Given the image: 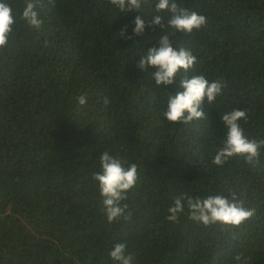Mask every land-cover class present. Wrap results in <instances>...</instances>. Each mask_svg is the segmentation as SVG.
Here are the masks:
<instances>
[{"label": "trees", "instance_id": "trees-1", "mask_svg": "<svg viewBox=\"0 0 264 264\" xmlns=\"http://www.w3.org/2000/svg\"><path fill=\"white\" fill-rule=\"evenodd\" d=\"M150 2L122 13L109 0H37L35 30L20 19L25 0H8L16 24L0 51V264H115L116 243H126L132 264H240L238 253L264 264V149L256 165L212 163L226 134L222 115L234 107L247 110L245 134L264 138V0H176L207 18L199 31L172 37L196 56L188 74L227 85L189 124L163 116L176 86L157 87L156 69L137 67L165 30L119 35L127 26L132 36L138 14L150 23ZM106 150L138 166L122 202L127 221L108 223L101 211L92 177ZM231 191L255 209L239 228L203 226L186 209L179 223L166 219L182 193Z\"/></svg>", "mask_w": 264, "mask_h": 264}, {"label": "clouds", "instance_id": "clouds-1", "mask_svg": "<svg viewBox=\"0 0 264 264\" xmlns=\"http://www.w3.org/2000/svg\"><path fill=\"white\" fill-rule=\"evenodd\" d=\"M55 0H48L54 6ZM120 12L135 11L140 13L142 6L152 7L150 0H109ZM37 0H25V6L20 14V19L30 28L39 30L43 24L37 9ZM43 7L42 4L39 5ZM156 15L150 23L138 14L133 20L132 36H126L127 26L123 27L119 35L124 39L142 36L145 28L159 26L164 31L157 41L158 47H151L146 54H142L137 64L140 70L153 67V74L157 87L176 86V90L167 93L166 110L163 116L170 123L189 124L193 121L204 119L202 104L206 98L208 104H214L222 96L226 88L223 78L209 80L203 74L189 75L194 68L196 56L183 46L174 47L172 37L176 33L191 34L206 26L205 15L181 7L176 0H157L154 6ZM160 13H168L169 18ZM16 17L8 0H0V51L9 47L10 40H14V26ZM170 29V30H169ZM183 73L182 75H180ZM179 75V80L177 77ZM80 106H85V95L77 97ZM104 104L108 103L104 98ZM246 109L232 108L222 115V122L226 128L225 138L216 150L212 163L223 166L232 158H241L245 163L256 165L259 163L261 149H264V138L249 137L245 134L241 122L247 123ZM100 171L93 173V180L97 182L101 197V211L106 216L107 222L119 221L121 218L129 220L131 213L127 212V193L132 190L138 181V166L136 163L126 164L120 158L104 151L99 157ZM127 165V167H126ZM187 210L190 220L209 226L219 224L228 229L239 228L255 215V209L246 206L243 199L235 191L229 195L211 194L206 197H193L187 193L176 196L172 206L168 208V222L179 223V217ZM126 243H116L109 257L115 264H132L133 257L126 251ZM234 259L240 264H247V258L242 259L238 253Z\"/></svg>", "mask_w": 264, "mask_h": 264}]
</instances>
